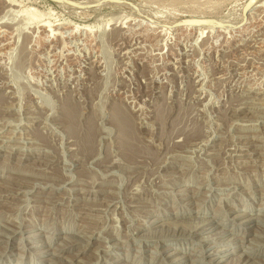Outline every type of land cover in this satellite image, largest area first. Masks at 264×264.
<instances>
[{"label":"rangeland","instance_id":"rangeland-1","mask_svg":"<svg viewBox=\"0 0 264 264\" xmlns=\"http://www.w3.org/2000/svg\"><path fill=\"white\" fill-rule=\"evenodd\" d=\"M247 1L0 0V264H264V0L244 20Z\"/></svg>","mask_w":264,"mask_h":264},{"label":"bare ground","instance_id":"bare-ground-1","mask_svg":"<svg viewBox=\"0 0 264 264\" xmlns=\"http://www.w3.org/2000/svg\"><path fill=\"white\" fill-rule=\"evenodd\" d=\"M2 1V0H1ZM8 3L10 2V4H11V1H13V0H6ZM4 3H5V1H3ZM6 2V3H7ZM2 3V2H1ZM7 3V4H8ZM13 3V2H12ZM255 4V3H254ZM6 5V4H5ZM8 6V5H7ZM255 6V5H254ZM6 7V6H5ZM258 7H259V5H258ZM243 20V19H242ZM175 21V20H174ZM175 22H177V20L175 21ZM170 23V24H176V23ZM193 23H196V21H192V25L193 26H195V27H199V24H197V25H194ZM169 24V25H170ZM204 24V23H203ZM240 24V23H239ZM60 25V24H59ZM46 26V25H45ZM50 26V25H49ZM48 26V27H49ZM200 26H202V25H200ZM43 27H44V25H43ZM192 28V27H191ZM194 28V27H193ZM49 29H51V28H49ZM48 29V30H49ZM195 29V28H194ZM53 31V30H52ZM51 30H50V32H52ZM48 32V31H47ZM49 32V33H50ZM52 35V34H51ZM62 36V35H61ZM128 52V51H127ZM264 99V98H263ZM241 108V107H240ZM9 109V108H8ZM23 109V108H22ZM12 110V109H11ZM65 110V109H64ZM17 111V110H16ZM67 112V111H66ZM65 112V114L63 115V116H65V118L63 117V119H64V121L67 123V129L69 130V132H74L71 136H73V135H75V133H77V137H78V129H79V127L81 126L80 124H82L80 121H79V119L77 120V126H73L74 124V119L75 118H71L72 116H70L71 115V113H69V110H68V114H70L69 115V117L71 118H69L68 117V115H67V113ZM183 115V114H182ZM181 114H180V116H182ZM179 116V115H178ZM184 117V116H183ZM121 119L123 118V117H120ZM178 118V117H177ZM177 118L175 119L176 120V122H177ZM120 119V120H121ZM179 119L181 120V118L179 117ZM183 119V118H182ZM185 119V118H184ZM71 120V121H70ZM120 120H118V121H120ZM123 120V122H118V124L121 126H124L125 124H126V122H127V124L126 125H130V122L128 121V119H126L125 121H124V118L122 119ZM73 121V122H72ZM90 121V120H89ZM181 121H183V120H181ZM91 122V121H90ZM89 122V124L87 123V125H89L86 129H88V130H86V132H85V134H83L84 136L83 137H81L80 139L81 140H83V138L84 139H86V137L87 138H89L91 135H92V133H94V131L96 130V129H94V127H92L93 125L91 124ZM114 122H115V119H114ZM176 122H175V124H176ZM184 122V121H183ZM183 122H181V123H183ZM186 122V121H185ZM117 123V122H116ZM71 124V125H70ZM95 124V123H94ZM172 124H174V122H172ZM184 124V126H182V128L178 131L179 132V136H180V134H181V136H186L185 137V140L188 138V137H190V136H192V134H194L195 135V133L197 132V131H195L194 132V130L192 129V131L190 132L188 129H187V126L185 125V123H183ZM186 124H187V122H186ZM191 125V124H190ZM70 126L73 128V129H71L70 128ZM174 126V125H173ZM180 126V125H179ZM186 126V127H185ZM193 126H195V125H193ZM117 127H119V126H117ZM171 127V126H170ZM169 127V128H170ZM177 127H178V125H177ZM198 126H196V128H197ZM70 128V129H69ZM193 128V127H192ZM80 129H81V127H80ZM79 129V130H80ZM83 129V128H82ZM131 129H133V128H130V129H126L125 128V126L124 127H121V129L119 130V133L117 134L118 135V140H119V144H120V147H121V152L126 156V159H128V160H131V161H133V159H135L136 158V156L138 157V156H141L140 154H142V153H140L139 152V150L137 151V149H139V148H137V143H135V142H133V141H131V140H129V139H136L137 137H136V135H135V132H134V129L133 130H131ZM172 129H174V130H172V132H175L176 133V127L174 126V128H172ZM72 130V131H71ZM187 130V131H186ZM196 130V129H195ZM81 132V131H80ZM174 133V134H175ZM81 134V135H82ZM96 134V133H95ZM94 134V135H95ZM94 135H92V138H91V140L94 138L93 136ZM172 135V134H171ZM76 137V136H75ZM74 137V138H75ZM195 137V136H194ZM89 138V139H90ZM169 138V137H168ZM184 138V137H183ZM190 138H192V137H190ZM209 139V138H208ZM90 140V141H91ZM94 140V139H93ZM182 140H184V139H182ZM85 141V140H84ZM89 141V140H88ZM140 141V140H139ZM138 141V142H139ZM86 142V141H85ZM91 142H93V141H91ZM177 142H179V140L177 141ZM183 142H186V141H183ZM176 143V142H175ZM87 146V145H86ZM89 146V145H88ZM136 146V147H135ZM175 146H176V144H175ZM119 147V146H118ZM140 147V146H139ZM143 147V146H142ZM135 148H137V149H135ZM142 149V148H141ZM147 149H148V147H147ZM132 150H133V152H135L134 150H136V152H138V154H136V155H134V154H132ZM141 151V150H140ZM240 151V150H239ZM148 152V151H147ZM244 154V153H243ZM143 155V154H142ZM142 157V156H141ZM71 163V162H70ZM202 215V214H201ZM242 215V214H241ZM241 215H239V216H241ZM238 216V217H239ZM253 219V218H252ZM251 219V220H252ZM255 219V218H254ZM257 219V218H256ZM201 220V219H200ZM259 220V219H258ZM202 221V220H201ZM209 221V220H208ZM247 221V220H246ZM144 222V221H143ZM153 222H154V220H153ZM210 222V221H209ZM203 223V224H202ZM211 223V222H210ZM17 224V223H16ZM165 224V223H164ZM194 224V223H193ZM200 224H202V225H204V224H207V221H205V219H204V222H198V225H200ZM27 225V224H26ZM202 225H200V226H202ZM211 228V227H210ZM209 228V229H210ZM209 229H207L206 231H208ZM19 230V229H18ZM215 230V229H214ZM213 230V231H214ZM206 231H204V232H206ZM211 231V230H210ZM173 233V232H172ZM203 233V232H202ZM207 233V232H206ZM42 234V233H41ZM164 234V233H163ZM40 235V234H39ZM180 237V236H179ZM158 238V237H157ZM207 238V237H206ZM144 239V238H143ZM156 240V239H155ZM83 241V240H82ZM32 242H34V241H32ZM81 242V241H80ZM217 242V241H216ZM261 245V244H260ZM41 246V245H40ZM29 248H31V247H29ZM39 248V247H38ZM61 248V247H60ZM221 251H222V249H220ZM215 251H217V250H215ZM219 251V250H218ZM45 252V251H44ZM40 253V252H39ZM172 254V253H171ZM174 254V253H173ZM168 256V255H167ZM175 260V259H174ZM212 261L211 262H213L214 260L213 259H211ZM48 261V260H47ZM221 261V260H220ZM175 262H177V261H175ZM179 262V261H178ZM219 262V261H218ZM255 262V261H254ZM214 263V262H213Z\"/></svg>","mask_w":264,"mask_h":264},{"label":"water","instance_id":"water-1","mask_svg":"<svg viewBox=\"0 0 264 264\" xmlns=\"http://www.w3.org/2000/svg\"><path fill=\"white\" fill-rule=\"evenodd\" d=\"M256 1L257 0H248L245 3V5L243 6V8H242V15H243L244 20L247 18V15H248L249 11L251 10L252 6L254 5V3ZM191 22H187V23L190 24Z\"/></svg>","mask_w":264,"mask_h":264}]
</instances>
